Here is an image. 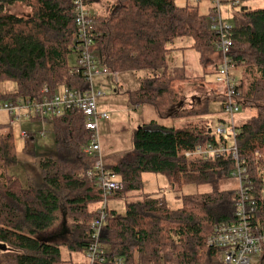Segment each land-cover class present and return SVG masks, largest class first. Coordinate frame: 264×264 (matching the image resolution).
Returning <instances> with one entry per match:
<instances>
[{
	"label": "trees",
	"instance_id": "1",
	"mask_svg": "<svg viewBox=\"0 0 264 264\" xmlns=\"http://www.w3.org/2000/svg\"><path fill=\"white\" fill-rule=\"evenodd\" d=\"M96 1L103 8L93 15L96 37L91 52L100 65L110 74H151L137 91L126 94L129 105L154 107L161 119H201L180 128L152 122L135 131L131 154L107 166L122 184L111 198L126 199L127 211L122 217L110 210L101 243L111 258H123L127 264H221V251L209 240L218 225L234 219L236 193L214 188L210 193L183 196V207L172 210L165 200L144 194L142 180L147 173L163 175L171 187L182 188L214 185L229 177L232 159L186 157L217 142L214 125L202 118L214 113L216 103L225 116L224 95L206 98L204 106L198 101L201 107L192 108L194 100L187 103L177 90V83L205 80L209 72L217 75L218 37L210 25L211 9L209 15H201L203 0L196 5L189 0L184 7H177L175 0H86L85 4L92 8ZM183 38L193 43L169 47ZM232 41L230 57L241 81L237 104L240 111L258 112L237 127L236 139L258 190L264 180V8L240 9ZM77 45L74 8L66 0H0V102L39 101L45 88L53 93L63 87L87 90L82 70L70 63L72 56H78ZM188 51L198 57L203 68L199 75L190 74L184 58L177 69L172 65L174 52L184 57ZM4 85L8 90H2ZM43 121L53 125L57 156L39 160L41 179L28 178L27 186L9 174L21 162L11 128L0 127V245L6 248L0 250V264H63L60 246L36 238L60 218L69 223L63 246L70 252L85 255L92 243L103 191L88 177L97 159L84 153L90 141L86 118L81 112H70L32 123ZM24 152L32 154L27 147ZM94 204L99 205L91 210Z\"/></svg>",
	"mask_w": 264,
	"mask_h": 264
},
{
	"label": "built area",
	"instance_id": "2",
	"mask_svg": "<svg viewBox=\"0 0 264 264\" xmlns=\"http://www.w3.org/2000/svg\"><path fill=\"white\" fill-rule=\"evenodd\" d=\"M74 8L75 25L77 29L78 69L82 70L89 83L87 90L63 87L53 93L48 88L42 91L39 101L0 102V113L10 118V126L34 122L37 119L60 118L70 112H81L85 118V128L90 134L88 147L84 150L86 156L97 159L96 166L88 173L91 180L97 181L103 191L96 219L92 225V243L85 253L87 264H127L123 258L113 257L101 243L103 230L108 226L110 209L108 201L112 195L122 189L118 176L107 169L101 158V139L99 136V122H108L110 115L100 113L98 100L105 94L93 89L95 76L111 75L100 65L98 57L91 52L95 29L93 15L85 4L86 0H66ZM201 0H190L191 4H198ZM210 25L217 35L215 51L217 54L215 69L216 80L225 85L227 96L224 103L226 121L214 128L217 142L198 147L193 152L186 153L188 158L202 160L232 159L233 165L228 178H234L239 186L234 191L238 197L235 205L234 219L231 223H222L215 228L209 245L221 251V264H264V180L257 190V184L252 180L246 163L239 155L237 145V126L235 115L239 113L237 104V88L240 82L233 76L234 62L231 55L233 48V27L224 21L221 7L226 0H210ZM234 1L232 6H239ZM102 70V71H101ZM117 76V73H113ZM43 137L44 134L42 133ZM21 137L27 144L33 143L35 136L22 131ZM260 158L259 154L256 155Z\"/></svg>",
	"mask_w": 264,
	"mask_h": 264
},
{
	"label": "rangeland",
	"instance_id": "3",
	"mask_svg": "<svg viewBox=\"0 0 264 264\" xmlns=\"http://www.w3.org/2000/svg\"><path fill=\"white\" fill-rule=\"evenodd\" d=\"M189 0H175L174 4L177 7H184ZM226 4L222 5L221 13L225 22L229 26H235V17L237 13L243 7H250L252 9L264 8V0H226ZM232 1H238L239 6H232ZM190 3V1H189ZM191 4V3H190ZM97 7L94 5L92 8H88L92 15L98 13L97 8H103L102 3ZM211 1L203 0L199 4L201 15L207 16L210 13ZM100 9V11H101ZM16 10V11H15ZM11 12L23 13L24 10L10 8ZM99 11V12H100ZM193 41L188 38L177 39L170 48H185L189 47ZM179 52H174L171 57L172 65L174 69L180 67L183 62L185 63L187 70L191 75H199L203 70L198 61L197 55L188 51L183 57ZM71 65L78 67V56L71 57ZM202 69V70H201ZM102 71V70H101ZM199 72V73H198ZM208 75L205 80H193L189 83H177V90L181 92L186 98L187 103L194 100L192 108H200L206 104L208 99L215 98L216 94L224 95L226 101L227 91L225 85L218 83L216 76ZM151 74L148 71L140 72H123L114 74L95 76L93 79V89L95 91H101L105 96L98 100V110L100 113H108L110 120L108 122H99V136L101 139V158L104 160L106 166L113 165L121 162L127 158L133 151L134 145V133L142 125L155 124L167 127L180 128L186 126L189 122H197L201 119H161L157 114L154 107H132L127 100V93L129 91H137L140 88L142 81L149 77ZM233 76L240 82V74L234 70ZM239 85V86H240ZM10 91H14V88L9 86ZM3 91L8 90V85L3 86ZM186 109L189 107L186 105ZM213 114L210 117L202 118V120L211 122L213 127L219 124V120L223 117L222 106L220 103L214 105ZM258 114L257 109H241L240 113L235 116V124L240 127L246 124L250 119ZM226 119V118H225ZM0 127H6L8 130L10 127L13 136L14 143L16 145L20 165L9 170L10 175L17 176L24 186L28 185V178H34L37 181L41 179V173L39 170L38 161L43 158L56 157L57 153L54 147L53 137V125L50 121L32 123L24 122L23 124H16L10 126V118L5 113H0ZM25 131L35 136L33 143L27 144V142L21 137V132ZM44 134L42 137L41 134ZM27 147L28 152L32 154L23 153ZM143 193L151 195L154 198H161L165 200L168 207L172 210H179L183 207V196L210 193L214 188L220 191H235L239 183L234 178L221 179L214 185L197 186L186 185L182 188H173L170 186L168 179L163 175L157 174H144L143 178ZM141 198V197H140ZM99 204L91 206V210L98 207ZM108 207L110 210L115 211L119 216H125L127 211L126 199H113L108 201ZM69 223L60 218L56 225L49 231L39 233L36 238L39 241L47 242L52 245H58L61 247L63 264H87L85 255L83 253H72L63 245L67 240ZM66 233V234H65ZM66 235V236H65Z\"/></svg>",
	"mask_w": 264,
	"mask_h": 264
},
{
	"label": "crops",
	"instance_id": "4",
	"mask_svg": "<svg viewBox=\"0 0 264 264\" xmlns=\"http://www.w3.org/2000/svg\"><path fill=\"white\" fill-rule=\"evenodd\" d=\"M99 4H100V1H96V4H95V5H96L97 7L100 6ZM100 9H101V8H97L98 12L100 11Z\"/></svg>",
	"mask_w": 264,
	"mask_h": 264
},
{
	"label": "water",
	"instance_id": "5",
	"mask_svg": "<svg viewBox=\"0 0 264 264\" xmlns=\"http://www.w3.org/2000/svg\"><path fill=\"white\" fill-rule=\"evenodd\" d=\"M0 250H6V248L0 245Z\"/></svg>",
	"mask_w": 264,
	"mask_h": 264
}]
</instances>
